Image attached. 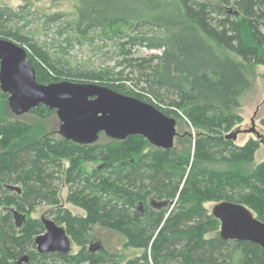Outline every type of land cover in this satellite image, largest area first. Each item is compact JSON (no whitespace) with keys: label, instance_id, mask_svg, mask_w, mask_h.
Returning <instances> with one entry per match:
<instances>
[{"label":"trees","instance_id":"trees-1","mask_svg":"<svg viewBox=\"0 0 264 264\" xmlns=\"http://www.w3.org/2000/svg\"><path fill=\"white\" fill-rule=\"evenodd\" d=\"M218 1L239 14L221 16L197 0H78L74 32L113 41L126 75L55 59L13 27L14 11L0 7V38L27 49L38 84L104 86L184 119L199 133L191 152L183 153L174 145L157 149L141 136L99 141L100 135L94 144L79 145L44 132L42 121L54 111L42 105L27 113L35 122L10 119L7 95L0 94V206L26 214L41 203L54 207L53 222L79 249L75 255L71 249L67 255L28 252L44 232L40 219L28 217L16 229L11 213H0V264L23 254L31 264H264L259 246L220 240L219 222L204 207L239 204L264 223V162L241 169L253 162L261 140L237 146L226 138L242 121L240 98L255 85V67L264 66V0ZM134 46L158 54L128 58ZM206 163L231 168L213 171L201 166ZM60 179L66 201L84 216L59 206ZM7 185L18 186L20 194H9ZM94 227L121 234L124 247L140 255L120 263L95 244ZM209 233L217 235L206 238Z\"/></svg>","mask_w":264,"mask_h":264},{"label":"water","instance_id":"water-1","mask_svg":"<svg viewBox=\"0 0 264 264\" xmlns=\"http://www.w3.org/2000/svg\"><path fill=\"white\" fill-rule=\"evenodd\" d=\"M25 49L0 38V91L7 95L9 111L16 117L42 105L53 110L59 121L58 134L79 145L94 144L100 135L122 141L131 136L143 137L151 146L170 150L175 137V119L162 114L148 103L121 95L97 84L59 82L41 85L36 82ZM236 135H227L235 139ZM10 191L20 192L7 186ZM165 205V204H159ZM211 215L219 222L222 241L249 242L264 251V223L244 206L221 202ZM14 226L19 229L25 215L12 211ZM44 232L34 239L39 254L67 255L70 241L63 228L50 219L40 220ZM26 255L16 264H27Z\"/></svg>","mask_w":264,"mask_h":264},{"label":"rangeland","instance_id":"rangeland-1","mask_svg":"<svg viewBox=\"0 0 264 264\" xmlns=\"http://www.w3.org/2000/svg\"><path fill=\"white\" fill-rule=\"evenodd\" d=\"M197 1L207 3L218 13V15L221 16L225 15L227 11L239 14V10L235 6H223L218 0ZM77 5L78 0H0V7L9 8L18 15L13 23V27L20 30L24 36L28 37L34 43L44 47V49L55 59L68 61L72 65L78 63L88 64V66L97 69L103 67H115V72L123 71V75H126L129 70L128 68L126 69L125 64L119 66V63H122L121 61H123L124 58L116 50L113 41L103 42L99 37L95 36L85 39L81 38L74 32ZM53 16H56V18L52 19ZM21 46L26 49L23 45ZM126 49H128V46ZM130 51L132 55L128 56V58H140L151 54H158L157 51H149L140 46H134ZM255 71L256 80L254 87L240 98V108L238 113L242 121L235 125L228 133V135H236L235 139H232V141L237 146H243L250 139L261 140L259 148L255 152L253 162L249 165L241 166V169L246 172L252 170L259 163L264 162V66H256ZM125 84L130 89L132 88L131 82H126ZM0 94H2L1 91ZM7 110L12 114L9 111L8 106ZM15 118L17 117L12 114L10 119L14 120ZM18 118H22L28 123L36 121L34 116L31 117L28 116V114L22 115ZM175 122V137L173 140L174 148L181 153L186 150L188 151L189 148L191 152L192 143L199 134L198 131L190 127L184 119L175 118ZM42 125V128L46 130L44 132H47L53 137H58L59 121L55 112L51 117L43 120ZM105 139L106 137L102 136L99 141H104ZM190 156L192 158V155ZM201 166L203 168L207 167V169L213 171H225L230 170L231 168V166L223 163H206L201 164ZM56 184L59 206L67 209L72 215L84 216V212L80 208L75 207L66 201L68 189L63 185L62 180L60 179ZM7 186L19 189L18 186ZM7 186L5 188L9 191V194H20L21 191L19 193L16 191H10ZM214 205L215 203H205L204 207L208 213H211ZM52 209H54V207L41 203L35 206L33 212L30 214L19 213L25 215V218L30 217L32 219L40 220L43 218L53 221V216L50 215ZM13 210H15L14 207L7 208L6 210L4 207L0 206V213L2 216L5 215L6 212L11 213L10 219L12 224H14L12 217ZM94 234L96 238L95 244L97 243L104 250L117 255L120 263H124L128 259L139 256L141 253L138 250H132L130 248L126 249V247H124L126 239L113 230L94 227ZM215 234L217 235V233H209L206 235V238H211L215 236ZM33 249H35V245H33V248H30L28 252ZM78 251L79 249L72 244L70 254L75 255ZM25 255L27 256V254ZM22 256H24V254L16 257V259L12 261V264H16L18 259ZM31 262L32 261L29 260L27 264H31ZM39 262H41L40 264H63L60 261L40 260Z\"/></svg>","mask_w":264,"mask_h":264},{"label":"bare ground","instance_id":"bare-ground-1","mask_svg":"<svg viewBox=\"0 0 264 264\" xmlns=\"http://www.w3.org/2000/svg\"><path fill=\"white\" fill-rule=\"evenodd\" d=\"M171 118V117H170ZM174 119V118H173Z\"/></svg>","mask_w":264,"mask_h":264}]
</instances>
